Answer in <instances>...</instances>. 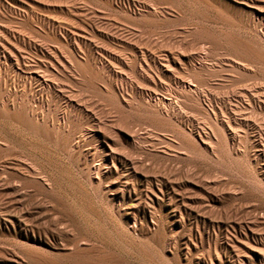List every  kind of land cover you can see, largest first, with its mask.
<instances>
[{
  "label": "rangeland",
  "instance_id": "374dc122",
  "mask_svg": "<svg viewBox=\"0 0 264 264\" xmlns=\"http://www.w3.org/2000/svg\"><path fill=\"white\" fill-rule=\"evenodd\" d=\"M263 41L264 0H0V264H68L74 194L105 227L147 221L130 251L264 264Z\"/></svg>",
  "mask_w": 264,
  "mask_h": 264
},
{
  "label": "bare ground",
  "instance_id": "6f19581e",
  "mask_svg": "<svg viewBox=\"0 0 264 264\" xmlns=\"http://www.w3.org/2000/svg\"><path fill=\"white\" fill-rule=\"evenodd\" d=\"M154 9H156V8H158V7H156L155 8V6L153 7ZM152 8V9H153ZM157 12V11H156ZM253 12V11H252ZM260 16H261V14H260ZM228 35V34H227ZM233 37V36H232ZM262 39V38H261ZM244 42V41H243ZM264 42V41H263ZM247 48V53H248V55H258V58H259V62H260V64H261V67H262V71H263V73H264V50L263 51H261V52H259V53H257V52H255L252 48H250L249 46H247L246 47ZM262 48V47H261ZM209 49V48H208ZM243 49V48H242ZM204 55V54H203ZM246 56H247V54H246ZM247 58V57H246ZM241 59V58H240ZM249 59V58H248ZM246 60V59H245ZM253 61V60H252ZM250 62V61H249ZM259 65V64H258ZM256 66V65H255ZM264 75V74H263ZM183 82V81H182ZM255 82V81H254ZM262 83H263V81H262ZM48 85V84H47ZM261 85V84H260ZM46 87V86H45ZM44 87V88H45ZM186 87V86H185ZM181 88V87H180ZM188 88V87H187ZM186 88V89H187ZM185 89V88H184ZM189 90H190V88H188ZM188 90V91H189ZM182 92V91H181ZM246 96H247V99L248 100H250V101H252V102H257L256 104H260L261 106H264V86H260V87H258V88H253V89H251L250 91H247V93H246ZM70 97V96H69ZM174 97V96H173ZM74 98V97H73ZM175 98V97H174ZM69 100V99H68ZM70 101V100H69ZM72 102V101H71ZM38 103V102H37ZM149 103H151V102H149ZM154 103H155V105H157V106H159V107H161L163 110H165V112L166 113H170L171 111L172 112H174L173 111V109H174V107L175 108H180V106H179V104H180V102H177V100H173V98H168V97H158L155 101H154ZM179 103V104H178ZM1 105V104H0ZM152 105V104H151ZM45 106V105H44ZM153 107H154V105H153ZM46 108V107H45ZM155 108H156V106H155ZM158 108V107H157ZM263 108V107H262ZM68 109V108H67ZM158 109H160V108H158ZM8 110V109H7ZM157 110V109H156ZM155 110V111H156ZM175 110V109H174ZM5 111V110H4ZM42 112H43V109H42ZM63 112V111H62ZM160 112H163V111H160ZM172 112H171V114H172ZM1 113V112H0ZM4 113V112H3ZM6 113V112H5ZM40 114V113H39ZM1 115V114H0ZM6 115V114H5ZM14 117H15V115H14ZM41 117V116H40ZM19 118V117H18ZM214 118V117H213ZM3 119H6V118H3ZM13 119V118H12ZM21 119V118H20ZM158 119V118H157ZM58 120V119H57ZM61 120V119H60ZM6 121V120H5ZM44 122H46V121H44ZM61 122V121H60ZM1 123V122H0ZM5 125H6V122H5ZM60 125V124H59ZM226 125V124H225ZM17 126V125H16ZM44 126V125H43ZM62 126V125H61ZM66 126V125H65ZM263 126V125H262ZM59 127V126H58ZM57 127V128H58ZM264 127V126H263ZM11 128V127H10ZM16 128V127H15ZM99 128V127H98ZM14 129V128H13ZM65 129V128H64ZM15 130V129H14ZM18 130V129H17ZM20 130V129H19ZM3 131V130H2ZM9 131V130H8ZM11 131V130H10ZM130 133H132V132H130ZM136 133V132H135ZM184 133V132H183ZM205 134V133H204ZM22 135H23V133H22ZM25 135V134H24ZM102 135V134H101ZM134 135V134H133ZM199 135V134H198ZM203 135V134H202ZM202 135H199V140H201L202 142H205L206 141V144H207V146L213 151V146H212V144L213 143H211V140H209V138H208V136L205 134L204 135V137L202 136ZM19 136V135H18ZM17 136V137H18ZM132 136V135H131ZM32 138V137H31ZM35 139V138H34ZM36 140V139H35ZM260 140V139H259ZM22 141H24V140H22ZM34 141V140H33ZM37 141V140H36ZM181 142H183V140H182V138H181V140H180ZM189 142H190V140H188ZM35 143H37V142H35ZM183 143H185L186 144V142H183ZM191 143H192V141H191ZM262 143V142H261ZM178 144H179V139H178ZM183 145V144H182ZM186 145H188V146H191L190 145V143L189 144H186ZM185 145V146H186ZM192 145H193V143H192ZM259 145V144H258ZM262 146L264 147V144H262ZM24 148V147H23ZM48 148V147H47ZM186 148V147H185ZM187 148H189V147H187ZM259 149V148H258ZM32 150V149H31ZM42 150V149H41ZM211 151V152H212ZM260 151H261V153H264V149L263 148H260ZM43 152V151H42ZM189 152H191V150L189 151ZM208 152V151H207ZM213 153V152H212ZM259 153V152H258ZM112 154V153H111ZM260 154V153H259ZM261 155V154H260ZM264 155V154H263ZM110 156V155H109ZM124 156V155H123ZM49 159V158H48ZM108 159H110L109 157H108ZM134 161V160H133ZM44 164V163H43ZM217 164V163H216ZM95 165V164H94ZM32 167V166H31ZM36 167V166H35ZM99 167V166H98ZM98 167H95L94 169L96 170V171H98L99 172V168ZM40 168H41V166H40ZM134 168V167H133ZM43 173V172H42ZM47 174H49V173H47ZM169 174V173H168ZM59 175V174H58ZM62 175V174H61ZM54 176V175H53ZM257 176V175H256ZM49 177H52V175L51 176H49ZM56 177V176H55ZM155 177V176H154ZM48 178V177H47ZM53 179V178H52ZM57 179L58 180H56V178H55V180L57 181V182H59L60 180H59V178L57 177ZM49 180V179H48ZM51 180V179H50ZM55 181V182H56ZM62 181V180H61ZM50 182H52V181H50ZM157 182V181H156ZM256 182V181H255ZM258 182V181H257ZM53 183V182H52ZM61 183L59 182V184L58 185H60ZM55 186H57V183L56 184H54ZM64 185V184H63ZM53 186V185H52ZM62 186V185H61ZM66 186V185H65ZM163 186H165V185H163ZM256 186V185H255ZM172 187V186H171ZM260 187V186H259ZM55 188V187H54ZM156 188V187H155ZM53 189V188H52ZM157 189V188H156ZM259 189V188H258ZM69 190V189H68ZM73 190H75V189H73ZM152 190V189H151ZM158 190L160 191V189L158 188ZM70 191V190H69ZM76 191V190H75ZM80 191V190H79ZM56 192V191H55ZM72 192V191H71ZM76 192H78V191H76ZM151 192V191H150ZM161 192H163V191H161ZM54 193V192H53ZM53 193H51L52 194V197H54L53 196ZM61 193V192H60ZM65 193V192H64ZM80 193V192H79ZM57 194H59L58 193V191H57ZM72 194H74V192H72ZM83 194V193H82ZM152 194V193H151ZM150 194V195H151ZM161 194V193H160ZM59 197H60V194L58 195ZM66 196V195H65ZM81 196V194H78V195H73L72 197H71V199H70V202L68 203V201L67 202H64L63 203V208H65L66 210H69L70 212L71 211H73V213L74 214H70V215H72L71 217H72V219H70V220H72L71 222L72 223H70V224H68L67 223V225H65V227H67V230L65 231L66 233L67 232H71V233H73V237H72V234H71V237H72V240H71V243L70 244H72V242H73V245H71V247H69L70 249H68V250H70L69 251V253L67 254V257L66 258H68L66 261L68 262V264L70 263V264H112L113 262H114V260H116V259H119L120 258V256L118 255L119 253V250L121 249V250H123L128 256H133V257H131V258H135V259H139L140 260V262H142L143 264H168L166 261H167V258H166V260L163 258V257H161V256H163V255H159V254H157V253H154L152 250H150L151 251V253L149 252V251H147V249H144L143 248V245H142V247L139 245V243H138V245H136L135 247H132L133 248V251H130L128 248H125V247H120L119 246V244H117V238H119V239H122L123 238V236H129V233L130 232H135V231H137V230H143V229H145V228H148L147 227V225H148V223H147V221H141V220H139V218L136 220L135 218H134V220H132V223H131V225H130V228H128V229H125V228H123V227H121L120 225H115L116 223H114V224H111V225H109V227H105L104 225H103V223H102V221H101V217H99V216H97V214L95 215V212H94V208L92 207L93 206V204H90V202L88 203V202H86V201H84V198H86V196L85 197H83V199H82V197H80ZM84 196V195H83ZM155 196V195H154ZM157 196V195H156ZM169 196V195H168ZM62 197H63V195H62ZM61 197V198H62ZM69 197H70V194H69ZM159 197V196H158ZM54 198H57V197H54ZM54 198H52V199H54ZM65 198V197H64ZM58 199V198H57ZM66 199V198H65ZM64 199V200H65ZM89 199V197L87 198V200ZM160 199V198H159ZM68 200H69V198H68ZM91 200V199H90ZM55 201H56V199H55ZM171 201V200H170ZM62 202V201H61ZM91 202H92V200H91ZM149 202H151V201H149ZM93 203H95V202H93ZM158 203V202H157ZM174 203H175V201H174ZM92 205V206H91ZM116 205V204H115ZM150 205V204H149ZM39 206V208H41L40 207V205H38ZM42 206V205H41ZM61 206H62V204H61ZM174 206H176V205H174ZM178 206V205H177ZM97 208H98V206H97ZM96 207H95V210L97 209ZM178 208V207H177ZM176 209V208H175ZM62 210V209H61ZM144 210V209H143ZM63 211V210H62ZM65 211V210H64ZM86 212H88V213H86ZM66 213H67V211H66ZM103 213V212H102ZM151 213H153V212H151ZM149 215H150V213H149ZM181 215V214H180ZM179 217V216H178ZM8 218V217H7ZM6 218V219H7ZM109 218V217H108ZM150 218V222L154 225V228H155V231H156V228H157V230H161V229H163L165 226H163L162 224H161V219H160V216L159 215H157V214H151V216L149 217ZM11 218H9V220H10ZM54 219V218H53ZM177 219H179V218H177ZM37 220V219H36ZM52 220V219H51ZM115 219H113V221H114ZM10 221H12V220H10ZM164 221V220H163ZM199 221H201V222H204L202 219L201 220H199ZM24 222V221H23ZM33 222V221H32ZM36 222V221H35ZM48 222H49V219H48ZM52 221H50V223H51ZM56 222V221H55ZM27 223V222H26ZM40 223V222H39ZM122 223V222H121ZM13 224V223H12ZM36 223H34L33 224V226L35 225ZM38 224V223H37ZM36 224V225H37ZM47 224H49V223H47ZM52 224V223H51ZM50 224V225H51ZM55 224L56 223H54V228H55ZM105 224V223H104ZM165 224V223H164ZM179 224V223H178ZM31 225V224H30ZM30 225H28V226H30ZM45 225V224H44ZM106 225V224H105ZM27 226V227H28ZM38 226H40V224H38ZM25 227V226H24ZM41 227V226H40ZM42 227H43V225H42ZM51 227V226H50ZM64 227V226H63ZM64 227V228H65ZM125 227V226H124ZM167 227V226H166ZM29 228V227H28ZM34 228V227H33ZM33 228L32 227H30V229H31V234H33L32 233V231H33ZM36 228H37V226H36ZM45 228H47V226H45ZM48 228H49V226H48ZM48 228L46 229V230H48ZM53 227H51V229H52ZM53 228V229H54ZM58 228V227H57ZM56 228V229H57ZM63 228V229H64ZM154 228H151V229H154ZM25 229H27V228H25ZM29 229V230H30ZM37 229H39V228H37ZM50 229V228H49ZM52 229V230H53ZM61 229V228H60ZM63 229H61V231L63 232ZM65 230V229H64ZM191 230V229H190ZM36 231V230H35ZM56 231V230H55ZM58 231V230H57ZM155 231H153V232H155ZM37 232V231H36ZM45 232V231H44ZM52 232V231H51ZM69 232V233H70ZM138 232V231H137ZM142 232V231H141ZM152 232V231H151ZM161 232H163V231H161ZM170 232V231H169ZM42 233V232H41ZM64 233V232H63ZM155 233H158V232H155ZM44 234V233H43ZM46 234V233H45ZM56 235H57V233H55ZM80 234H84L85 236H90V238H92L94 241H100V243L101 244H99V241H98V244L96 245V244H94V242L92 241V243L90 242V240H89V244H87L86 246H83V247H80V245L79 244H77V242L78 241H80V239H79V236H80ZM162 234V233H161ZM37 235V234H36ZM39 235V234H38ZM37 235V236H38ZM49 235V234H48ZM55 235V236H56ZM60 235V234H59ZM58 235V236H59ZM171 235V234H170ZM174 235V233L172 234V236H170L169 237V235H168V237H169V241H170V243H173V244H175V235ZM208 233H207V231H206V234H205V236L208 238ZM36 236V237H37ZM63 236V235H62ZM83 237V238H86V237ZM130 236H131V233H130ZM177 236V235H176ZM42 237V236H41ZM46 237V236H45ZM70 237V238H71ZM132 237V236H131ZM43 238V237H42ZM57 238V237H56ZM81 238V237H80ZM83 238H81V240L83 241ZM128 238V237H127ZM178 238V237H177ZM189 238V237H188ZM39 239V238H38ZM59 239H61V236H60V238ZM102 241H101V240ZM124 239V238H123ZM122 239V240H123ZM126 239V238H125ZM70 240V239H69ZM85 240H87V239H85ZM131 240H133L132 238H131ZM131 240H129V241H131ZM139 240V239H138ZM168 240V239H167ZM44 241H45V239H44ZM82 241H80V242H82ZM127 241V240H126ZM142 241V240H141ZM146 241V240H145ZM177 241V240H176ZM70 242V241H69ZM88 241H86V243H87ZM46 243V242H45ZM47 243H48V241H47ZM127 243H128V241H127ZM126 243V244H127ZM131 243V242H130ZM129 243V244H130ZM132 243H133V241H132ZM131 243V244H132ZM145 243V242H144ZM180 243V242H179ZM185 244H186V246H187V249H189V245L191 246V242L189 241V240H186L185 242H184ZM128 244V245H129ZM131 244H130V246H131ZM136 244V243H135ZM150 244V243H149ZM177 244V243H176ZM58 245V244H57ZM62 245V244H61ZM63 245H64V243H63ZM63 245H62V247H63ZM132 245H134V243L132 244ZM179 245V244H178ZM50 246V245H49ZM167 246H168V244H167ZM170 246V245H169ZM173 245H171V247H172ZM175 246V245H174ZM185 246V247H186ZM59 247H61L60 245H59ZM58 247V248H59ZM64 247H66V243H65V245H64ZM149 247V246H148ZM147 247V248H148ZM151 248V247H150ZM153 248V247H152ZM61 249H63V248H61ZM186 249V250H187ZM58 250V249H57ZM166 250H168V249H166ZM174 250V249H173ZM63 251V250H62ZM65 251V250H64ZM157 251V250H156ZM67 252V251H66ZM121 252V251H120ZM176 252V251H175ZM174 252V253H175ZM243 252V251H242ZM170 253H171V250H170ZM246 253V252H245ZM26 254V253H25ZM66 254V253H65ZM126 254H124V255H126ZM186 254V253H185ZM187 254H188V251H187ZM157 255H159V256H157ZM175 255V254H174ZM178 255V254H177ZM177 255H176V257H177ZM194 255V254H193ZM245 255H247V254H245ZM249 255V254H248ZM185 257V256H184ZM188 256H186V258H187ZM249 257H251V256H249ZM128 258V257H127ZM179 258V257H178ZM204 258V257H203ZM171 259V258H170ZM188 259V258H187ZM240 259V258H239ZM138 260V261H139ZM173 261L172 262H174L175 264H180V263H178V259L177 258H175V257H173V259H172ZM185 260V259H184ZM121 261V260H120ZM190 261H191V258H190V260H188V261H186L185 263L186 264H190ZM203 261V260H202ZM43 262H44V260H43ZM46 262V261H45ZM168 262H169V260H168ZM184 262V261H183ZM211 262V261H210ZM142 263H139V264H142Z\"/></svg>",
  "mask_w": 264,
  "mask_h": 264
}]
</instances>
